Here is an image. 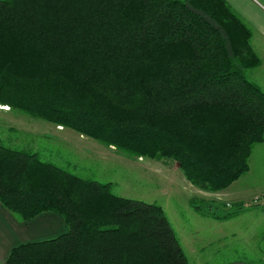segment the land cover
<instances>
[{
  "label": "trees",
  "instance_id": "trees-1",
  "mask_svg": "<svg viewBox=\"0 0 264 264\" xmlns=\"http://www.w3.org/2000/svg\"><path fill=\"white\" fill-rule=\"evenodd\" d=\"M252 36L226 0H0V105L225 191L264 142ZM111 187L0 143L2 206L22 222L58 214L68 229L5 264H190L161 206Z\"/></svg>",
  "mask_w": 264,
  "mask_h": 264
},
{
  "label": "rangeland",
  "instance_id": "rangeland-1",
  "mask_svg": "<svg viewBox=\"0 0 264 264\" xmlns=\"http://www.w3.org/2000/svg\"><path fill=\"white\" fill-rule=\"evenodd\" d=\"M229 1L233 7L236 1L248 5L249 11L264 23V15L254 6L258 5L256 0ZM251 28L253 46L262 63L248 70L247 77L264 91V38L253 23ZM0 143L14 150L37 153L41 160L83 179L111 183V191L117 196L161 206L190 264L257 262L264 257V191H257L259 185H264V178L260 180L264 158H259L263 148L257 145L249 160L250 172L228 189V199L234 204L226 205L223 191L206 192L191 184L173 160L137 158L73 129L4 105H0ZM241 197L246 198L241 201L244 206L238 204ZM192 200L211 202L221 210L201 215ZM239 206L241 211H237ZM230 212L236 213L216 217Z\"/></svg>",
  "mask_w": 264,
  "mask_h": 264
},
{
  "label": "crops",
  "instance_id": "crops-1",
  "mask_svg": "<svg viewBox=\"0 0 264 264\" xmlns=\"http://www.w3.org/2000/svg\"><path fill=\"white\" fill-rule=\"evenodd\" d=\"M227 3L231 6L233 11L241 18L250 28L251 23H253L259 30L260 35L264 38V27H262V21L258 15H255L253 12H250L249 6L242 4L240 2H234V7L230 4L229 0H226ZM258 5H262L264 7V0H256ZM230 2V3H229ZM233 3V1H232ZM254 4V3H252ZM254 5L255 8L262 15H264V8L261 6ZM262 27V28H261ZM253 36H252V46H253V38L254 32L251 28ZM253 49L255 50L254 46ZM256 52V50H255ZM257 53V52H256ZM258 54V53H257ZM259 56V55H258ZM257 148H263L262 152L259 155L260 159L264 158V142L257 144ZM254 150V149H253ZM252 157V156H251ZM251 161V160H250ZM251 164V163H250ZM251 168V167H250ZM261 171V169H260ZM250 172V171H249ZM244 176V175H243ZM242 176V177H243ZM241 177V178H242ZM240 178V179H241ZM264 178V174L261 176L262 180ZM240 179L237 182H234L230 188L240 182ZM228 188V189H230ZM223 191L221 195L224 197V202L234 204L228 198L231 197L229 190ZM257 191H264V185H259ZM255 192V191H254ZM257 196V195H256ZM255 196V197H256ZM228 199V200H226ZM242 197L239 198L238 204H243ZM246 199V198H244ZM243 199V200H244ZM234 201V200H233ZM68 231L65 221L63 217L55 213H44L40 216L36 217L27 222H22L17 215L11 213L7 209H5L2 204L0 203V264H5L11 250L15 247H18L22 244L31 243V242H38L43 240L52 239L58 236L65 234ZM228 264H264V257L262 260L257 262H231Z\"/></svg>",
  "mask_w": 264,
  "mask_h": 264
},
{
  "label": "built area",
  "instance_id": "built-area-1",
  "mask_svg": "<svg viewBox=\"0 0 264 264\" xmlns=\"http://www.w3.org/2000/svg\"><path fill=\"white\" fill-rule=\"evenodd\" d=\"M257 204V203H256Z\"/></svg>",
  "mask_w": 264,
  "mask_h": 264
}]
</instances>
